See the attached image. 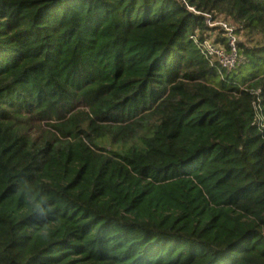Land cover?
I'll return each instance as SVG.
<instances>
[{
	"label": "trees",
	"instance_id": "16d2710c",
	"mask_svg": "<svg viewBox=\"0 0 264 264\" xmlns=\"http://www.w3.org/2000/svg\"><path fill=\"white\" fill-rule=\"evenodd\" d=\"M256 98L264 0H0V264H264Z\"/></svg>",
	"mask_w": 264,
	"mask_h": 264
},
{
	"label": "built area",
	"instance_id": "2783aa9c",
	"mask_svg": "<svg viewBox=\"0 0 264 264\" xmlns=\"http://www.w3.org/2000/svg\"><path fill=\"white\" fill-rule=\"evenodd\" d=\"M195 13H198L193 7H189ZM209 27L220 32L221 37H206L200 40L197 36H192L194 43L201 54L207 59L211 66H216L220 70L230 72L234 70L241 62L242 56L238 53V38L235 31L225 20L215 21L210 14H204ZM221 38V41L219 40ZM259 98L253 101L255 110L254 124L259 128L264 127V117L258 104Z\"/></svg>",
	"mask_w": 264,
	"mask_h": 264
},
{
	"label": "rangeland",
	"instance_id": "374dc122",
	"mask_svg": "<svg viewBox=\"0 0 264 264\" xmlns=\"http://www.w3.org/2000/svg\"><path fill=\"white\" fill-rule=\"evenodd\" d=\"M220 20H221V21H222V20H225L227 23H229V24L231 25V27H232L233 30L235 31V34H236V36H237L239 42H245V41H246V36H245V34H244L243 31H238V32H236V29L239 30V28H240L239 23L233 21L231 18L225 17V16L222 15V14H218V15H216V17H215V21H220ZM207 26L209 27L208 24H207ZM209 28H210V27H209ZM209 36H210V37H213V38H215L216 36H217V37H221L220 32L215 31L214 28L211 29V31H210V35H209Z\"/></svg>",
	"mask_w": 264,
	"mask_h": 264
}]
</instances>
